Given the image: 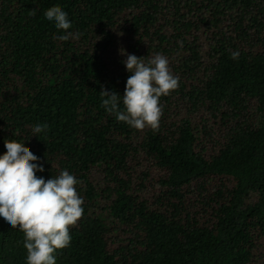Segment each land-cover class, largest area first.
<instances>
[{
    "label": "trees",
    "instance_id": "trees-1",
    "mask_svg": "<svg viewBox=\"0 0 264 264\" xmlns=\"http://www.w3.org/2000/svg\"><path fill=\"white\" fill-rule=\"evenodd\" d=\"M57 5L78 38H56ZM121 49L179 77L157 131L101 106L131 75ZM12 139L37 176L82 182L56 264H264V0H0V155ZM26 255L0 217V264Z\"/></svg>",
    "mask_w": 264,
    "mask_h": 264
},
{
    "label": "clouds",
    "instance_id": "clouds-1",
    "mask_svg": "<svg viewBox=\"0 0 264 264\" xmlns=\"http://www.w3.org/2000/svg\"><path fill=\"white\" fill-rule=\"evenodd\" d=\"M44 15L66 33L56 37L58 40L78 38L68 31L72 24L60 6L50 7ZM121 54L127 56L123 63L131 75L122 96L100 92L101 106L136 130L157 131L163 115L160 98L178 89L179 77L173 75L168 58L160 53L147 60L123 49ZM239 55L232 52L231 58L237 60ZM47 129V124H37L32 130L39 134ZM4 146L6 152L0 155V217L23 233L26 264H56L55 253L70 246L69 229L83 217L84 200L76 190L82 182L67 170L54 178L37 176L43 166L35 163L39 158L25 143L12 139L5 140Z\"/></svg>",
    "mask_w": 264,
    "mask_h": 264
}]
</instances>
